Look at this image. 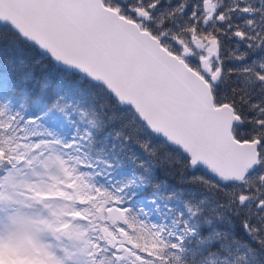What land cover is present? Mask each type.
<instances>
[{"label":"snow or ice","instance_id":"1","mask_svg":"<svg viewBox=\"0 0 264 264\" xmlns=\"http://www.w3.org/2000/svg\"><path fill=\"white\" fill-rule=\"evenodd\" d=\"M0 264H264V0H0Z\"/></svg>","mask_w":264,"mask_h":264}]
</instances>
